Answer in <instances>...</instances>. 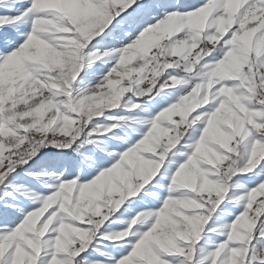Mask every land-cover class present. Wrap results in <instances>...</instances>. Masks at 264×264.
I'll use <instances>...</instances> for the list:
<instances>
[{
    "label": "snow or ice",
    "instance_id": "1",
    "mask_svg": "<svg viewBox=\"0 0 264 264\" xmlns=\"http://www.w3.org/2000/svg\"><path fill=\"white\" fill-rule=\"evenodd\" d=\"M0 264H264V0H0Z\"/></svg>",
    "mask_w": 264,
    "mask_h": 264
}]
</instances>
